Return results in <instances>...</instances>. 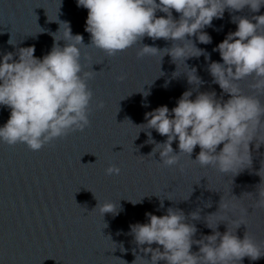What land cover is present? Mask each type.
I'll return each mask as SVG.
<instances>
[{"label":"water","instance_id":"95a60500","mask_svg":"<svg viewBox=\"0 0 264 264\" xmlns=\"http://www.w3.org/2000/svg\"><path fill=\"white\" fill-rule=\"evenodd\" d=\"M262 14L264 6L258 13L247 8L235 13L226 10L223 19H214L204 29L212 37L211 43L200 44L192 38L210 59L201 55L176 65L168 55L162 60L160 55L137 56L142 44L171 47L163 39L145 37L141 44L111 57L89 45L87 9L78 7L76 0H0V59L7 52L32 46L34 55L42 58L53 46V34L62 37L60 23L68 22L73 35L83 36L84 45L79 46L82 71L94 72L87 81L93 92L90 125L83 131L70 132L38 151L23 143L9 146L0 142V264H133L136 255L144 254L133 242L130 225L148 222L145 213L161 216L169 207L183 210L186 216L199 211L201 219L189 221L198 229L194 239H199L212 234L205 217L218 210L222 196L227 201L232 195L239 198L235 203L248 209L246 225L236 234L242 239L247 231L264 248V208L255 207L260 183L255 172L264 163V145L253 150L252 169L231 176L194 162L199 146L193 160L182 154L177 165L164 166L158 162L159 153L149 155L154 145L146 143L147 131L157 142L166 137L155 130L138 134L135 127L146 123L145 113L163 105L172 109L185 91L196 89L187 82L188 69L196 68L203 81L198 91H215L219 98L222 90L207 71L210 62H222L213 49L236 30L233 16ZM173 16L179 18L175 11ZM58 43L63 47L65 41ZM253 82V77H247L238 83L243 94L264 104V93L251 88ZM195 95L196 90L191 98ZM228 98L225 94L224 99ZM9 116L10 110L0 107V127ZM172 147L178 151V141ZM109 166L118 167L119 174H106ZM105 202L115 203L118 214L102 216L97 205ZM240 216L236 209L218 212L216 219L209 220L213 225L220 223L217 230L223 233L226 223L235 229L232 221ZM192 250L198 251V247L193 245ZM243 264H264V257L256 261L245 258Z\"/></svg>","mask_w":264,"mask_h":264},{"label":"clouds","instance_id":"9594fccd","mask_svg":"<svg viewBox=\"0 0 264 264\" xmlns=\"http://www.w3.org/2000/svg\"><path fill=\"white\" fill-rule=\"evenodd\" d=\"M76 2L78 7L87 9L85 31L90 34L89 45L111 57L142 42L145 37L153 41L163 39L170 41L171 47L161 49L142 44L137 56L160 55L162 60L168 55L176 65L179 60L185 64L186 60L201 55L210 59L192 38L200 44L211 43L212 37L204 29L211 27L214 19H223L226 10L235 13L247 8L258 13L264 6V0ZM173 11L179 15L178 19L174 18ZM158 12L164 15L158 16ZM232 22L236 24V30L229 32L213 49L219 53L222 62L212 61L207 66L212 82L222 90L220 97L215 91H198L203 81L196 68L188 69L187 82L196 89L185 91L172 109L163 105L145 113L146 123L135 126L138 134L155 130L166 137L163 142H157L151 131H147L146 143L154 145L149 155L159 153L158 162L164 166L177 165L182 154L192 159L199 146V153L192 159L194 162L236 176L245 169H252L253 150L259 151L264 145L261 134L264 104L255 96L243 94L238 83L253 77L251 88L264 93V14L251 18L233 16ZM60 32L62 37L53 34V46L42 58L34 55L32 46L7 52L0 59V107L10 110L7 122L0 127V142L9 146L23 143L30 150L38 151L55 139L83 131L90 125L89 106L93 92L87 81L94 72L82 71L79 46L84 45L83 36L73 35L68 22L60 23ZM61 39L65 41L63 47L58 43ZM194 90L196 95L192 99ZM225 94L229 97L226 100ZM144 95L146 97L148 93ZM103 106L101 102L99 107ZM174 141H178V151L172 147ZM119 172L116 166L106 169L108 175ZM255 174L260 177L255 207L264 208V163ZM232 197L225 201L222 196L218 210L205 217L212 234L201 235L199 239H194L198 231L196 225L189 222L201 219L199 211L186 216L183 210L169 207L161 216L145 213L148 222L130 225L133 242L144 254L136 255L133 264L138 260L141 264H243L245 258L256 261L264 257V248L247 231L242 239L236 234L241 225H246L244 214L248 209L234 202L239 198ZM97 207L102 216L118 214L113 202L99 203ZM163 207L161 200L160 208ZM236 209L241 216L232 221L235 229L226 223V231L221 233L217 230L220 223L213 225L209 220L216 219L218 212ZM219 218L224 219L223 216ZM193 245L198 251L192 250ZM149 254L150 259L146 258Z\"/></svg>","mask_w":264,"mask_h":264}]
</instances>
